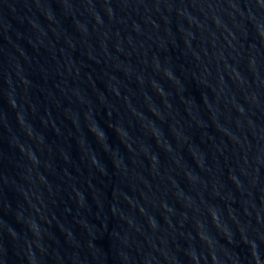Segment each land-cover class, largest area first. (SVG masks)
Masks as SVG:
<instances>
[{"label":"water","instance_id":"95a60500","mask_svg":"<svg viewBox=\"0 0 264 264\" xmlns=\"http://www.w3.org/2000/svg\"><path fill=\"white\" fill-rule=\"evenodd\" d=\"M0 264H264V0H0Z\"/></svg>","mask_w":264,"mask_h":264}]
</instances>
